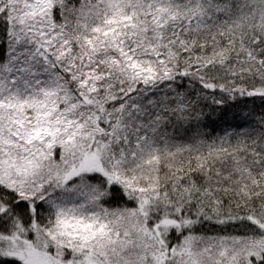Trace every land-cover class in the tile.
I'll return each mask as SVG.
<instances>
[{
	"label": "snow or ice",
	"instance_id": "snow-or-ice-1",
	"mask_svg": "<svg viewBox=\"0 0 264 264\" xmlns=\"http://www.w3.org/2000/svg\"><path fill=\"white\" fill-rule=\"evenodd\" d=\"M0 264H264V0H0Z\"/></svg>",
	"mask_w": 264,
	"mask_h": 264
}]
</instances>
